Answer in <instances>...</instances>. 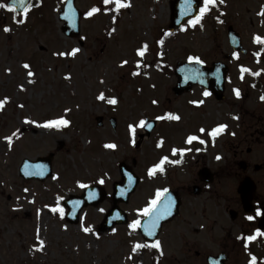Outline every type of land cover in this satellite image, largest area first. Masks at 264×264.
Here are the masks:
<instances>
[{"label": "rangeland", "instance_id": "1", "mask_svg": "<svg viewBox=\"0 0 264 264\" xmlns=\"http://www.w3.org/2000/svg\"><path fill=\"white\" fill-rule=\"evenodd\" d=\"M38 1L26 17L11 12L0 17V99L8 98L0 109V264H155L147 249L132 251L145 241L139 228L129 225L136 219L144 220L142 210L164 189L179 191L183 205L179 217L165 226L159 237L160 264H205L208 254L226 250L231 255L228 264H252L253 257L256 264H264V247L252 246L245 252L218 246L223 234L240 233L239 220L233 222L229 212L239 210L237 189L245 176L258 185L257 202H264V169L256 173L253 168L264 164V82L259 90L251 88L253 74L264 73V63L257 55L261 47L254 39L257 35L264 38V15H260L264 0H224L222 4L217 0L219 10L205 14L195 27L188 21L174 33L168 30L173 0H124L130 7L121 8L118 22L114 3L77 0L84 14L93 7L101 11L84 16L81 36L76 39L61 32L58 13L66 0ZM229 26L242 36L247 56L233 53L227 37ZM145 44L147 51L140 57L138 50ZM73 48L80 49L75 57L57 55ZM188 57H198L208 65L224 62L230 66L224 102L205 96L201 88L180 98L174 96V67ZM25 63L29 69L24 68ZM160 63L161 68L157 67ZM242 67L250 71L242 73ZM28 71L34 76L29 77ZM236 89L240 90L239 98ZM101 93L104 100L98 98ZM112 98L116 104L108 103ZM201 100L202 104L193 103ZM168 113L180 116V120H159L137 150L143 130L137 127L133 137L129 125L167 117ZM60 117L70 124L40 126ZM97 117L104 118L102 128L96 126ZM111 118L117 119L116 131ZM221 123L228 128L213 141L208 132ZM259 123L263 134L259 143L249 139L243 147L245 156L249 148L253 150L245 159L252 169L243 173L238 168L239 159L233 164L234 146ZM200 128L206 132L200 133ZM13 133L16 135L9 146L5 137ZM189 135L206 143L189 145ZM110 143L117 147H105ZM174 148L191 151L173 155ZM49 154L54 155L51 178L39 182L20 176L24 160L36 162ZM164 156L180 163H165V171L149 176V169ZM121 163L140 179L129 203L119 205L129 223L100 234L98 227L113 206V184L121 181ZM203 165L218 176L194 196L192 182ZM101 178L103 184L99 183ZM79 183L100 186L107 197L97 207L85 209L79 224L73 226L65 215L61 218L50 208L59 203L66 214L64 201L84 190ZM83 227L92 231L85 233ZM40 240L45 242L43 250ZM196 252L204 257L197 258Z\"/></svg>", "mask_w": 264, "mask_h": 264}, {"label": "water", "instance_id": "2", "mask_svg": "<svg viewBox=\"0 0 264 264\" xmlns=\"http://www.w3.org/2000/svg\"><path fill=\"white\" fill-rule=\"evenodd\" d=\"M30 4L31 0H26ZM11 3V0L8 1ZM76 0H68L64 6V9L60 11L59 21L63 22L64 25L61 28L63 34L67 37L77 38L81 33V19L83 13L77 9ZM201 0H175L170 3L171 5V25L169 30L174 32L175 30L181 28L184 23L196 16L199 15V7ZM17 13L19 15L24 14L23 8L21 5H17ZM228 37L230 46L235 52H240L244 55L247 54V51L243 47V42L241 36L234 30L232 26L228 29ZM44 50V48H41ZM229 73V67L224 63L218 62L212 64L210 67L198 63L197 61L183 62L176 65L175 76L177 77L176 87L173 89V92L176 96H182L185 93H190L195 86H200L210 91L212 95L218 102L224 101L225 91H226V78ZM97 127H103L104 119L102 117L96 118ZM151 127H144V130L147 132L146 135L140 136V142L138 143L137 148L140 147L145 136L149 137L151 132L154 130L156 122L147 120ZM111 124L115 128L116 119L111 120ZM54 155L50 154L46 158H40L36 163L30 162L29 160H24L21 167V176L25 180H39L44 182L52 176V161ZM240 168L246 170V164L240 163ZM259 169V166L256 167ZM34 170V174H31V171ZM120 171L122 175V182L114 184V193H113V207L106 214L102 224L99 226L98 230L101 234L111 231L115 226L126 225L128 223L127 215L119 208L120 203L127 204L131 195L136 191L139 184V178L125 165H120ZM201 181L204 183L213 182V174L209 169H203L200 172ZM256 190L255 183L250 179L246 178L240 184L238 188V193L241 197L243 207L246 212H252V200L253 194ZM94 192L95 198L89 199V193ZM194 194L199 195L200 190L198 187L194 188ZM106 198L105 191L98 186H93L85 189L84 193L81 196H71L68 200L64 202V206L68 209L66 214V221L71 225H78L80 221V216L83 210L87 207L98 206L104 202ZM169 200L172 202L171 212L168 215H161L160 219L157 222V227L153 229L154 235H147L145 228L149 225L150 220L155 219V215L152 217H146L142 222V225L145 227H140V233L144 239L149 243H155L158 240V237L162 231L163 225L172 221L178 214L179 208L181 206V200L178 193L176 192H167L164 194L162 200L158 207L163 208ZM79 202V203H74ZM232 219H236V214L231 212ZM259 228L264 232V214L259 223ZM228 257L225 255H220L218 257H209L208 264H226Z\"/></svg>", "mask_w": 264, "mask_h": 264}, {"label": "snow or ice", "instance_id": "3", "mask_svg": "<svg viewBox=\"0 0 264 264\" xmlns=\"http://www.w3.org/2000/svg\"><path fill=\"white\" fill-rule=\"evenodd\" d=\"M114 3L115 4V11L116 12H119L121 10V8H126V7H130V4H126V3H123V0H103V4L104 5H109V4H112ZM219 3H224V0H219ZM21 5L22 8H23V12H24V15L25 17L27 16V13H28V10L29 8L31 7L30 4H28L26 2V0H11V3H0V9H5L9 12H17V5ZM217 4V0H203V7L199 9V15L195 17L194 20H190L189 23L192 24L193 27H195L197 24H199L201 22V20L203 19L204 15L209 12L211 9H210V6L212 5H216ZM101 11V8L99 7H93L88 13H87V16L88 17H92L95 13H98ZM260 15H264V12H261ZM18 23H23L24 20H19L17 21ZM4 31H10L9 28H5ZM114 31V29H113ZM255 42L256 43H259V44H264V38H262L261 36L257 35L255 36ZM160 43H163V41H161ZM147 48H148V45L145 44L143 46V48L139 49L138 50V55L140 57H143L145 55V52L147 51ZM80 52V49L79 48H73L71 49V51L69 52H59L57 53V55L59 56H72V57H75L77 55V53ZM238 55V54H237ZM257 55H260L259 53H257ZM190 60H195L197 61L198 63H202V61L199 60L198 57H189ZM124 63L126 64L127 61H124ZM24 68L25 69H29L30 68V65L25 63L24 65ZM137 67H140V63H137ZM247 71H250L249 69H246V68H241V72H247ZM28 76L31 77V76H34V73L32 71H28ZM134 75L137 74V73H133ZM256 75H258V73H254ZM241 79H243V76H241ZM235 94L236 96L239 98L241 93H240V90L239 89H236L235 90ZM205 96L209 95V93L205 92L204 93ZM99 99L101 100H104L105 97H104V94L101 93L100 96L98 97ZM261 100H264V96L261 97ZM8 102V98H4V99H0V109H3V107L5 106V104ZM108 103L110 104H116L117 101L116 99L112 98V99H109L108 100ZM153 103H157V101H153ZM193 103H198V104H202L203 101H194ZM21 107H23V105H21ZM170 119V120H180V116L178 115H172L171 113H168L167 114V117H164V116H158L156 117V119L158 120H162V119ZM235 119H239V117H234ZM26 123H34V121H25ZM70 124V121L64 117H60V118H57V119H50L48 121H46L44 124L40 125L41 127H45V128H60L61 126H67ZM137 127H151V124H149L146 120H140L139 123L137 125H129V130L132 134L133 137H135V134H136V129ZM228 128V125L227 124H224V123H221L219 125H217L216 127L212 128L210 132H208V135L211 136L213 138V141L215 140V138L220 135L221 133H223L226 129ZM199 132L200 133H205L206 132V129L205 128H200L199 129ZM16 133H13L12 135H9V136H6L5 139L8 141V144L9 146H11L12 144V140H13V136H15ZM233 135H235V133H233ZM194 141H199L200 144H205L206 141L201 139L199 136L197 135H189L187 137V140H186V143L191 145ZM133 143H135V140L133 139ZM163 141L160 142V144L162 145ZM160 146V145H158ZM105 147L107 148H110V149H115L117 147L116 144H107L105 145ZM200 149H197V151H199ZM187 151H191V149H188V148H182V149H176L174 148L172 150L173 152V155H176L177 153H179L181 156H183V154ZM221 157L217 156V159H220ZM165 163H172V164H176V163H180L179 160H169V157L168 156H164L163 158H161V160L159 161L158 164L154 165L152 168L149 169V172H148V175L149 176H152L156 173L157 170H159L160 172H163L165 171L163 165ZM105 181L103 178H101L99 180V183L100 184H103ZM79 187L82 188V189H85V188H88L89 185L85 184V183H79ZM25 192H27L28 190L25 189L24 190ZM168 191V189H164L163 191H157L156 195H155V198L151 200L150 202V205L146 208H144L142 210L143 212V215L144 216H148V217H152L153 215H155V219L153 220H150L149 222V225L145 228V231L147 232V235L151 236V235H154V232L152 231L153 229H155L157 227V222L158 220L160 219V216L161 215H168L170 214L171 212V208H172V202L171 200H169L166 204H164L163 208L161 209L160 207H158V205L160 204V201H161V198L164 196V194ZM95 193L94 192H91L89 193V199H94L95 198ZM60 199H63V197H61ZM74 203H79V202H74ZM45 207H49V206H45ZM51 212L53 213H58L59 216L61 218L64 217L65 215V209L59 205V203H57L56 206L54 207H51L50 208ZM100 211H104V209H100ZM249 220H252L253 217L252 216H249L248 217ZM139 227H145L144 225L141 224V220L140 219H136L134 220L130 225H129V228L131 229H136V228H139ZM67 228V225H65V229ZM83 231L85 233H89L92 231L91 228L89 227H83ZM257 235H264V233H261V232H257ZM248 240H253L255 239L254 236H249L247 238ZM45 245V242L44 240H40L39 241V247H40V250H43V247ZM148 245H145V244H139L137 243L132 251L135 252L137 251L138 249H141V248H144V247H147ZM151 247H154V248H160L161 247V244H160V241L157 240L155 241L154 244L151 245ZM252 264H256V258L253 257L252 258Z\"/></svg>", "mask_w": 264, "mask_h": 264}, {"label": "flooded vegetation", "instance_id": "4", "mask_svg": "<svg viewBox=\"0 0 264 264\" xmlns=\"http://www.w3.org/2000/svg\"><path fill=\"white\" fill-rule=\"evenodd\" d=\"M168 123H177L178 121L177 120H173L172 122H170V119H168ZM262 126H264L263 123H261ZM261 124H256L254 127H252L253 131L249 134V135H246V137L241 140L240 142H238V144H236L234 146V152H233V164L236 163V161L239 159L240 162H246L245 159L247 156L251 155L253 153V150L252 149H248L246 151V156L243 152V147L245 146V144L248 143V140L250 139L251 142H253L254 140H256L255 142L258 144L259 143V140H260V137L263 135L262 134V126ZM248 131V130H247ZM260 136V137H259ZM249 150H251L249 152ZM256 167L257 165H255L253 168H254V171L256 173H259L261 172L263 169H264V164L262 165V167L260 168V170H256ZM200 168V167H199ZM204 168H208L207 166L203 165L199 172L204 169ZM210 169V168H209ZM252 169V166L247 163V171L246 172H243V173H247L249 172L250 170ZM199 172L197 174V178H194L193 182H192V186L191 188L195 187V186H199L201 188L205 187L206 185L205 184H202L201 181H200V176H199ZM213 172V171H212ZM215 178L218 176V172L216 173H213ZM258 187V185H257ZM188 190V192L190 191V189ZM201 192H202V189H201ZM256 194V193H255ZM255 194H254V197H253V203H254V207H255V211L254 213L252 214H246L244 213L243 209H242V205H238L239 206V210L237 211V220H239V223H240V233L236 236H232L231 234H228V233H225L223 234L222 236V240H218V243H219V247L220 248H224V249H227L228 247H233L234 249H239V250H243L245 252H248L247 250H251V247L254 246V247H257L258 249H261L263 248L264 246V241H261V239L258 237L256 238L257 236H254L255 235V227L257 228L258 227V222L262 216V210L264 208V202H257V199L255 197ZM260 213V218L259 219H256V214ZM249 216H252L253 219L252 220H249L248 217ZM246 221V219H248L247 224L248 226L245 224L244 220ZM254 224H255V227H254ZM258 229V228H257ZM249 236H254L255 239L253 240H248L247 238ZM219 237V236H218ZM212 242L217 244L213 239H212ZM230 242H233L232 244H230ZM221 253H224L226 255H228L230 258H231V255L230 253L228 252V250H226L225 252H221ZM221 253H217V254H211V255H219ZM196 257L197 258H202L204 257L203 256V253L201 252H196L195 253ZM210 254H208L204 259H205V264L206 263V260H207V257L209 256Z\"/></svg>", "mask_w": 264, "mask_h": 264}, {"label": "trees", "instance_id": "5", "mask_svg": "<svg viewBox=\"0 0 264 264\" xmlns=\"http://www.w3.org/2000/svg\"><path fill=\"white\" fill-rule=\"evenodd\" d=\"M34 4H36V3H34ZM119 14H120V11L116 12L115 22H118ZM4 16H5V9H0V17H4ZM261 60L264 61V52L261 55ZM149 249H150V253H151V256L153 258L154 263L155 264H160V258H161L160 249L159 248H154V247H149Z\"/></svg>", "mask_w": 264, "mask_h": 264}]
</instances>
